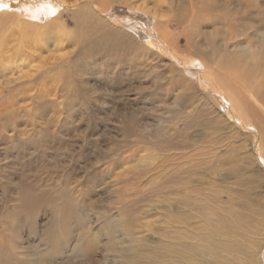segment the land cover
<instances>
[{
  "label": "rangeland",
  "instance_id": "374dc122",
  "mask_svg": "<svg viewBox=\"0 0 264 264\" xmlns=\"http://www.w3.org/2000/svg\"><path fill=\"white\" fill-rule=\"evenodd\" d=\"M104 1L119 21L135 15L133 20L144 18L145 24L153 23L149 15L128 10L121 0ZM129 1L156 8L165 19L176 17L160 0ZM194 1L197 11L215 4ZM252 1L248 17L254 18L256 0ZM235 5L231 0L230 6ZM243 6L246 11L248 7ZM68 9L60 10L42 28L45 35L39 44L32 40L31 31L25 35L23 44L35 46L31 56L7 61L14 47L5 49L7 55L0 54V96L9 94L14 82L29 81L44 68L41 85L14 89L10 99L6 96L0 102V110L11 115L0 120V264H149L166 257L164 251L180 264H246L260 237L257 215L264 208V180L255 168L262 170L263 166L254 164L249 154L254 138L249 145L219 129L206 113L191 114L198 101L180 109L171 93L181 91L187 82L172 83V78H180L178 74L165 75L158 58L168 61L164 65L172 64L173 58L155 36L149 38L141 28L131 34L141 43L148 41L153 50L151 57L144 54L148 57L147 80L114 76L112 67L101 66L102 58L93 59L81 83L63 67L64 75L57 78L60 68H53L55 63L73 54L77 56L71 61L74 69L83 61L86 55L74 53L82 37L100 47L118 39L115 32L94 26L95 22L82 20ZM208 13H201L200 22ZM19 17L28 25L44 24L24 11ZM183 24L170 28L181 33ZM260 31L264 28L252 31L256 41L261 39ZM19 35L17 28L0 21L1 45L11 48L13 42L8 46L7 39ZM179 38L185 39L178 42L183 53L190 52L189 39ZM255 51L243 59L258 66L264 50L260 58L250 56ZM138 63V71H144L142 58ZM57 81L65 87L58 92L57 85L53 87ZM82 86L87 87L85 95ZM165 92L168 95L163 97ZM84 100L89 105L84 106ZM122 114L127 125L124 134L119 123ZM164 155L173 163L183 162L181 176L168 191ZM154 156L160 158L161 166L149 169ZM75 220L82 229L75 226ZM260 255L264 261V244Z\"/></svg>",
  "mask_w": 264,
  "mask_h": 264
},
{
  "label": "bare ground",
  "instance_id": "6f19581e",
  "mask_svg": "<svg viewBox=\"0 0 264 264\" xmlns=\"http://www.w3.org/2000/svg\"><path fill=\"white\" fill-rule=\"evenodd\" d=\"M160 1H162V3H166V5L163 4V7L168 8L169 11L173 13V16L176 15L174 19L168 20L163 18L164 13H160L159 15L156 8L149 9L147 4H144L143 2L140 5L135 6L129 0L120 1V3H123L130 11H140L145 15H149L153 20V23L150 25L143 22V20L145 21L144 18H136L133 20L135 15H128L127 17L129 19L119 21V19L112 16V12L110 13V6L107 4V1L104 0H98L97 2L90 0H74L70 2L65 0H0V21H2V24H8L13 26V28H17L20 33L18 37L7 39L8 46V42H13L11 48L1 45L2 40H0V54L3 53L4 55L6 50L14 47L12 49L14 55L10 57L7 56L6 60L8 59L10 62H13L17 61V59H21L22 57L25 59L26 55L31 56L30 51L35 46H33L31 42L28 47L23 44V40L27 39L25 35L31 31V35L33 37L32 40H35L37 44H39L43 41V35H45L42 28H45L53 17L57 18L58 14L62 12L63 9L69 7L68 11L73 14L77 13L82 20L90 19L95 22L94 26L105 28L110 32H115L119 40L114 38L109 43L104 44V47H100L93 44V42L85 40L86 36L82 37L78 40L74 53L86 55L83 58V61L77 64L74 69L72 67L74 63L71 61L76 59L77 56L73 54L69 60H64L65 62L59 61L55 63V65L51 64L53 65V68H60L59 73L56 76L57 78L61 79L64 75L61 70L65 68V71L66 73H69V76L74 74V76H77L76 78H78L81 83V77L84 75L86 69L91 67L93 59L102 58L103 62L101 66L106 65L105 68L112 67V74L114 76L130 79V75H132L138 81L140 79L145 81L148 79L146 73V69H148L146 60L148 57L144 54L151 57L150 54L153 50H151L150 43L148 41H146L148 44L145 42L141 43L131 34V32H137L138 34V31L135 28H141L143 33L146 36H149V38L150 36H155L156 41L160 43L159 45L162 47L165 46L173 58L171 59L172 64L177 68L178 73L175 72L172 64L164 65V62L168 61L161 58L160 55L158 56L160 57L158 59L162 60V66L165 68V75L172 78L174 74H178L180 78L178 80L172 78V83L178 81L181 82V79H185L187 82V84L182 86L181 91L171 93L174 95V102H176L177 106L182 109L186 104H192L193 102L198 101V103H196V108H194L195 112L192 111L193 113L190 112L191 114L197 112L202 114L206 113L209 117L215 120L219 129H226V132L231 133V136L238 139L242 138L239 139L242 142L252 143L253 141L251 140L254 138V144L250 146L249 154L254 164H262V170L258 168L257 165L255 168L264 180V58L257 63L259 64L258 66H253L248 59H243L244 54L247 55L253 52V48H255L256 51L254 52V55L250 54V56L259 58L262 56V52L264 50V31H260L261 39L259 41L255 40V33L252 31L257 30L258 28H264V4H262V2L260 3L258 0L255 1L256 15L252 18L248 17L249 7L251 6V3L249 2H253L252 0H235V8L230 6L231 0H212V2L215 3L214 6H212L213 4L211 5L212 8H210L209 5L210 9L206 8L198 11L194 9L195 4L197 3H195L194 0ZM156 2L159 3L157 0ZM243 3L248 7L246 11L243 10ZM188 6L190 7L188 8ZM118 7H120V5H118ZM214 8L216 14H213ZM23 11L27 12L31 18L44 20V24L42 25L37 23L28 25L27 20L19 17L20 14H23ZM204 12H206V14L209 12L207 16H210L200 22L201 19H199V17L201 13ZM12 15H14V17H11ZM251 18L252 20L249 22ZM180 23H184L183 26L185 30L181 31V33L179 31L174 33L170 27ZM248 25L250 28L247 27ZM192 26L195 27V29H191ZM195 30L197 31V34L195 33ZM193 34L196 35L193 36ZM180 36H184L189 39L187 42L189 43L188 48L190 49V52H186L184 54L183 51L185 50L179 47V40H185L184 38H179ZM242 40H245L244 45L239 44ZM121 43H125L124 46L121 45ZM5 55H7V53ZM140 58H142V64H144V68L141 66L145 69L144 71H138V62L140 61ZM176 61L178 64H181L182 69ZM253 62L256 63V60L253 59ZM42 70L35 74V76L29 81H13L14 83L12 84V87L9 88V90L12 91H10L9 94L6 93V95H1L0 102L6 96H8L7 99H10L11 96L16 93L13 91L14 89H22L25 85L32 86L31 88H37L38 85H41L39 79ZM192 76L195 78V81H193ZM55 85L58 87L57 92L65 88L63 87L64 84L61 81H57L53 87ZM83 85L87 86L88 82L83 81ZM80 90H83V94L85 95L87 87L82 86ZM186 90H189L190 92H183ZM153 93H155V89ZM161 95L166 97L168 92L161 93ZM43 96L44 95H42V98ZM88 98L89 96L87 99ZM34 101L37 102L36 97ZM8 103L10 106L13 105L10 100ZM87 103L88 101L84 100L83 105L85 106ZM70 109L71 108H69V110ZM85 109H83V113L86 116V112L88 110L86 107ZM76 110L77 109H74L72 113L76 112ZM123 113L125 112L123 111ZM0 116H2L0 120H4L6 117L11 115L4 110H0ZM34 119L35 118H33V120ZM124 122H126V120L124 114H122L121 119L119 120V123H121L122 134H124L127 130V125ZM251 134H253V136ZM37 139L39 140V138ZM37 139L35 138V140ZM164 156H166V160H168L167 164H169L164 165L161 163L165 166L166 174L164 179L165 186L168 191V189L173 186L174 182L181 176L183 168L181 163L183 162L179 160L178 163H173L172 159L170 160L168 155ZM177 156H175V158ZM175 158L174 161H176ZM160 161L159 157L154 156L149 169H155L161 166L159 165ZM257 216L258 220L256 233H258L260 237L254 249V253H252V250L250 251L251 255H248L246 264L249 262L250 264H264V261H262L263 259L261 258L263 251L262 255H260L261 247L264 244V208L261 214ZM178 219H180V216L177 217V220ZM76 223L77 225L75 226L82 229L79 220H75V224ZM173 231L174 230L169 233H172ZM167 243L168 242H166V244ZM250 249V246H247L246 251H249ZM164 254L166 257H163L159 262L151 260L149 264H180L178 260L174 259V255L170 254L168 257L165 251ZM248 260L249 262L247 263ZM192 264L199 263L194 262ZM210 264H212V262H210Z\"/></svg>",
  "mask_w": 264,
  "mask_h": 264
}]
</instances>
